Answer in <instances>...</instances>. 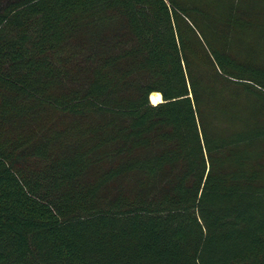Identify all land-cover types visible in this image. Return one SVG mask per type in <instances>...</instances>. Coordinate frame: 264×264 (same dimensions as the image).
<instances>
[{"label": "trees", "instance_id": "trees-1", "mask_svg": "<svg viewBox=\"0 0 264 264\" xmlns=\"http://www.w3.org/2000/svg\"><path fill=\"white\" fill-rule=\"evenodd\" d=\"M261 1L0 0V264H264Z\"/></svg>", "mask_w": 264, "mask_h": 264}, {"label": "bare ground", "instance_id": "bare-ground-1", "mask_svg": "<svg viewBox=\"0 0 264 264\" xmlns=\"http://www.w3.org/2000/svg\"><path fill=\"white\" fill-rule=\"evenodd\" d=\"M150 98H151V102H152L153 104H158V103L162 102V96H161V94H159V93H154V94H152V95L150 96Z\"/></svg>", "mask_w": 264, "mask_h": 264}, {"label": "rangeland", "instance_id": "rangeland-1", "mask_svg": "<svg viewBox=\"0 0 264 264\" xmlns=\"http://www.w3.org/2000/svg\"><path fill=\"white\" fill-rule=\"evenodd\" d=\"M223 1H228V0H223ZM261 2H264V0H262Z\"/></svg>", "mask_w": 264, "mask_h": 264}, {"label": "water", "instance_id": "water-1", "mask_svg": "<svg viewBox=\"0 0 264 264\" xmlns=\"http://www.w3.org/2000/svg\"><path fill=\"white\" fill-rule=\"evenodd\" d=\"M150 101H151V98H150ZM152 103V102H151ZM161 103V102H160ZM153 104V103H152ZM154 105H156V104H154Z\"/></svg>", "mask_w": 264, "mask_h": 264}, {"label": "crops", "instance_id": "crops-1", "mask_svg": "<svg viewBox=\"0 0 264 264\" xmlns=\"http://www.w3.org/2000/svg\"><path fill=\"white\" fill-rule=\"evenodd\" d=\"M154 94V93H153Z\"/></svg>", "mask_w": 264, "mask_h": 264}]
</instances>
